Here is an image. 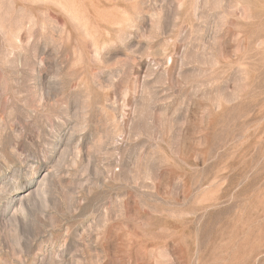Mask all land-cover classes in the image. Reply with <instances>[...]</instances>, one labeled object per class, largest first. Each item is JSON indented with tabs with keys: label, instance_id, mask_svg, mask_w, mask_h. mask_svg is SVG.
<instances>
[{
	"label": "rangeland",
	"instance_id": "1",
	"mask_svg": "<svg viewBox=\"0 0 264 264\" xmlns=\"http://www.w3.org/2000/svg\"><path fill=\"white\" fill-rule=\"evenodd\" d=\"M0 264H264V0H0Z\"/></svg>",
	"mask_w": 264,
	"mask_h": 264
}]
</instances>
